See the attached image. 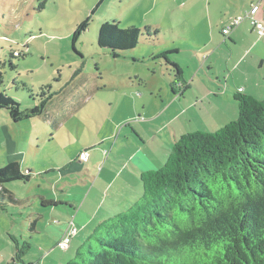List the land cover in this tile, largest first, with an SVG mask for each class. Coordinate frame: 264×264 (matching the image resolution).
Segmentation results:
<instances>
[{
	"label": "rangeland",
	"instance_id": "rangeland-1",
	"mask_svg": "<svg viewBox=\"0 0 264 264\" xmlns=\"http://www.w3.org/2000/svg\"><path fill=\"white\" fill-rule=\"evenodd\" d=\"M97 3L0 0V93L14 97L21 109L34 108L49 96L42 114L22 123H14L7 111H0V167L18 162L24 173L30 172L28 182L7 185L16 197L29 201L0 209V264H8L15 254L11 236L19 247L29 245L24 264H59L63 251L54 247L58 236L50 228L63 224L68 215L62 207L45 214L40 195L75 196L79 207L94 177L100 176L87 207L103 200L101 215L108 219L138 200L143 192L140 173L161 168L179 137L216 132L238 117V109L227 112L226 106L225 112L218 103L208 104L212 98L204 99L202 92L208 87H220L217 76L225 89L224 79L234 62L225 46H208L212 43L208 34H194L198 20L175 24L178 36L161 35L162 40H174L177 52L167 57L185 71L190 85L185 93L188 85L177 82L172 65H164L163 71L155 61H142L148 54L145 42L118 59L98 48L102 25L116 21L124 10L105 1L92 14ZM88 18L89 28L73 47L74 30ZM215 32L222 39L221 28ZM209 52L215 53L214 62L207 61ZM233 88H226L232 100ZM263 93L252 95L262 99ZM83 154L88 155L86 162ZM100 192H108V197L98 198ZM37 219L40 222L32 229ZM88 233L91 230L76 241H88ZM77 249L74 242L69 259Z\"/></svg>",
	"mask_w": 264,
	"mask_h": 264
},
{
	"label": "trees",
	"instance_id": "trees-1",
	"mask_svg": "<svg viewBox=\"0 0 264 264\" xmlns=\"http://www.w3.org/2000/svg\"><path fill=\"white\" fill-rule=\"evenodd\" d=\"M89 22L90 18L74 30L73 47ZM156 36L148 28L123 27L114 21L102 25L96 41L98 48L118 59L142 41L147 47L153 44ZM170 53L155 58L167 60ZM167 63L179 78L178 67ZM48 99L21 109L20 102L2 92L0 111H7L18 124L41 115ZM234 100L236 120L213 133L179 137L161 168L140 173L143 192L138 200L101 222L65 264H264V96L258 99L239 90ZM29 173L18 162L0 167L2 211L28 203L7 185L28 182ZM38 198L44 209L65 205ZM38 221L32 222V229ZM11 238L15 254L8 264H24L29 245L19 247Z\"/></svg>",
	"mask_w": 264,
	"mask_h": 264
},
{
	"label": "crops",
	"instance_id": "crops-1",
	"mask_svg": "<svg viewBox=\"0 0 264 264\" xmlns=\"http://www.w3.org/2000/svg\"><path fill=\"white\" fill-rule=\"evenodd\" d=\"M99 1L101 0H98V3ZM105 1L109 4L116 3L120 6L119 11H121V9L124 10V12L119 14L116 19V22L121 26L148 28L151 33L156 32L157 38L153 44L149 43L147 51L148 56L144 55L142 61H146V58L150 62L155 61L154 64L159 65L163 71L164 65H168L167 62L175 63L181 72V75L177 80L183 84L188 85V82L185 79V71L177 62H172L168 59V55L166 56L167 60L155 58L156 56L163 55L167 51H170L171 53L177 52L174 40H162L161 35L170 36L171 38L178 36L180 29L175 26V24L183 26V24H185V19L188 21L198 20V26L196 25L192 29L194 34H208V38L212 41L208 46L215 43L219 48L225 46L230 52V61L234 62V66L229 76L224 79V90L222 89L220 79H218L219 77L217 76L216 80L220 87L218 89L208 87L206 91L202 92L203 96H205L204 99H213L211 102L212 104L208 103L209 105L218 103V107H224L223 109L225 112L226 106L227 112H234V110L237 109V104L233 102L234 100H232V97L229 98L227 95L228 89L226 88L229 86L234 87V94L236 91L241 90L243 93L254 96L255 98L258 97L252 94L261 95L262 92H264L262 70L264 68V37H258L254 27L251 25L250 19H244V21L238 27L231 30L227 36L222 34V30L227 27L233 19L244 17V14L251 9L252 5H257L255 19L264 22V0H102L101 3L104 4ZM216 28L218 30L221 28L220 35L222 36V39L214 34L216 33ZM182 31L185 32V27H182ZM208 54L207 61L214 62L215 53L211 54L209 52ZM162 60L165 61V64H162ZM261 86L263 91H260ZM74 89H81L84 93V89L81 87H74ZM187 90H190V85L186 87L185 93H187ZM262 96H264V93ZM196 98L199 99L198 97ZM94 178L97 179L92 184V188L85 193L82 205L79 207H76L78 201H75L77 199L75 196L56 195L55 199L46 198L45 196L40 195L47 200L56 202L57 205L59 203L65 204L64 206L58 205L45 208V214L59 209V207L65 208V213L68 215L67 218H70L79 230L76 237L71 241L69 249L63 251L61 260L58 261L59 264L61 262L65 264L70 260L69 258L71 256H68V253L72 250V244L74 242H76L78 247L83 243L82 241H76L82 240V233L90 230L93 233L95 228L101 222L106 220L105 216L101 215V205H103V200H101L99 204L97 203L95 207H87V201L89 200L88 197L91 196V193L96 188L100 176ZM112 184L113 183H109L108 188L111 189ZM107 194L108 192H100L98 198H107ZM115 214L117 213H112L108 218ZM43 215L44 214H40L39 217L42 218ZM67 218L64 219L63 224H58L57 226L50 228V230L55 232L58 236L54 247L57 246L58 242H60L66 232L68 224L70 223V220H67ZM37 220H39V223L40 219ZM93 223H96V225L95 227L93 226V229H90ZM92 233H88L87 236H90Z\"/></svg>",
	"mask_w": 264,
	"mask_h": 264
},
{
	"label": "built area",
	"instance_id": "built-area-1",
	"mask_svg": "<svg viewBox=\"0 0 264 264\" xmlns=\"http://www.w3.org/2000/svg\"><path fill=\"white\" fill-rule=\"evenodd\" d=\"M256 13H257V5H252L251 9L244 14V17H238V18L233 19L230 22V24L222 30V34L224 36H227L229 32L233 30L234 28L238 27L244 21V19H250L251 25L254 27L258 37L259 38L264 37V22L255 19ZM81 159L83 162H86L88 160V155L83 154L81 156ZM78 231L79 230L77 229V227L71 221L68 224V227L66 229L64 236L62 237L60 242H58L57 244L58 248L62 251H66L70 247L71 241L78 234Z\"/></svg>",
	"mask_w": 264,
	"mask_h": 264
}]
</instances>
